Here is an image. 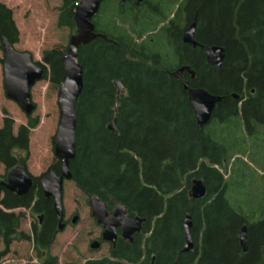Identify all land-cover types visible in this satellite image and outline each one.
<instances>
[{
	"label": "trees",
	"instance_id": "obj_1",
	"mask_svg": "<svg viewBox=\"0 0 264 264\" xmlns=\"http://www.w3.org/2000/svg\"><path fill=\"white\" fill-rule=\"evenodd\" d=\"M76 2L62 0L59 9L58 26L72 33L76 31ZM192 3L189 17L196 13L197 41L226 50L220 68L208 63L200 47L189 51L192 47L181 40L176 45L168 40L170 46L164 52L148 40L144 51L143 44L136 43L126 30L119 32V44L97 38L80 47L84 88L76 107L72 180L88 197L96 195L110 207L126 205L130 215L145 217L149 224L156 219L155 248L161 264H264V173H260L264 172V152L258 154L256 141L264 123V0ZM2 37L14 44L19 40L12 10L0 2ZM66 52L67 48H52L43 53L48 65L44 78L53 85L62 84ZM181 66H190L195 73L194 78L187 74L184 80L190 87H204L225 97L204 127L196 120L184 81L168 73ZM116 80L126 90L118 101ZM244 88L249 96L240 103L242 98L236 100L233 94H242ZM114 120L116 131L109 129ZM4 121L0 163L12 169L27 160L28 155L20 154L28 152L29 133L38 120L30 118L18 135L13 132V120ZM194 178L205 181L207 194L201 199L190 196ZM4 193L0 237L5 250L0 259L9 253L14 239L28 238L18 233L24 213L4 209L30 208L33 201L31 192L26 196ZM33 211L45 213L42 232L35 230L31 240L41 257L55 241L57 217L52 203L43 198ZM187 214L192 216L195 249L182 253ZM244 225L247 252L239 239ZM114 257L121 260L115 264H126L127 257L119 250Z\"/></svg>",
	"mask_w": 264,
	"mask_h": 264
},
{
	"label": "water",
	"instance_id": "obj_2",
	"mask_svg": "<svg viewBox=\"0 0 264 264\" xmlns=\"http://www.w3.org/2000/svg\"><path fill=\"white\" fill-rule=\"evenodd\" d=\"M102 0H77L75 9L76 33L71 35L69 46L63 57L64 77L59 89L58 103L60 107V121L57 134L54 138L55 156L62 161L61 174L48 173L42 180L41 185L47 198L54 199V210L58 215L59 230L64 229L63 218L65 213L63 201L64 180H72L70 163L76 156V128H77V102L84 88V67L79 60V49L87 45L98 36L95 33L93 17L98 12ZM196 20L188 26L183 34L184 42L199 46L196 40ZM1 44L4 52V85L8 98L17 102L28 116L36 109L32 101L31 90L33 86L44 77V67L35 61L33 55L28 51H20L8 38L2 37ZM204 50L209 64L218 68L223 66L226 50L222 46L200 45ZM192 72L186 66L181 71ZM116 84L121 86L119 81ZM184 89L188 92L189 103L194 110L196 120L201 127L206 126L212 120L215 109L224 100V96L211 93L204 87H190L185 82ZM238 98V95H235ZM109 129L116 131L115 121L109 125ZM33 180L22 165L11 169L7 175V181L0 182L1 188L16 192L18 195H27L32 187ZM207 194L205 181L194 178L191 182L190 196L193 199H201ZM91 213L98 222L104 224V237L107 240L116 239V229L123 227V236L131 237L133 232L140 229L142 218L131 219L127 215V207L117 203L112 211L108 210L105 202L93 195L89 199ZM118 218V219H117ZM76 219L74 220V222ZM192 216L187 214L184 229L186 235V246L184 251L194 247L192 235ZM240 244L244 252L249 249L248 228L244 225L239 234ZM98 248V244H93Z\"/></svg>",
	"mask_w": 264,
	"mask_h": 264
},
{
	"label": "rangeland",
	"instance_id": "obj_3",
	"mask_svg": "<svg viewBox=\"0 0 264 264\" xmlns=\"http://www.w3.org/2000/svg\"><path fill=\"white\" fill-rule=\"evenodd\" d=\"M0 2L12 10L19 32V40L15 43L16 49L30 52L34 60L43 67L48 66L43 61L45 50L68 49L70 37L74 33L68 28L58 26L62 0H0ZM3 59L4 52L0 40V128L4 126L5 118H11L14 122L13 132L18 135L20 127L28 125L30 118L38 120L37 126L29 133V150L20 156H29L28 168L32 174L39 176L58 160L55 156L54 138L60 121L58 103L60 86L53 85L49 78L44 77L37 82L31 90L36 109L28 116L17 102L6 95L4 67L1 61ZM257 141L258 154H261L264 152V137ZM244 159L247 160L246 157ZM8 170L0 163V180H5ZM260 173L264 172L260 170ZM254 175L258 177L260 174ZM64 208L68 223L58 233L51 248L52 255L58 258V264H84L88 258L105 257L109 252L107 247L101 250L90 248V243L98 238L101 232L100 227L92 216L88 196L72 180H66L64 184ZM24 210H16L17 213L26 214L20 230L31 234V226L37 221V217L31 215L29 210ZM75 214L79 217L76 223H72ZM4 250L5 246L0 238V252ZM35 259L33 243L16 240L0 264H35Z\"/></svg>",
	"mask_w": 264,
	"mask_h": 264
},
{
	"label": "flooded vegetation",
	"instance_id": "obj_4",
	"mask_svg": "<svg viewBox=\"0 0 264 264\" xmlns=\"http://www.w3.org/2000/svg\"><path fill=\"white\" fill-rule=\"evenodd\" d=\"M193 3L192 0H102L98 12L95 14L93 17V23L95 24V33L98 35L96 39L100 38L105 42H110L113 45L119 44L118 39L121 37L118 36L119 32L122 30H126L129 32L133 37L134 41L139 44H143V49L145 51V43L150 40L151 42L158 43V46L161 50V52L166 51L168 49L165 46H170L169 41H172L174 45L178 41L181 40V42L184 45H190L192 48L188 49L189 51H194L195 48L200 47V45H205L201 44L199 46H194L191 43H186L184 42V31L185 29L190 26L193 21L196 20V13L193 15V17L190 19V15L193 13ZM109 31H112L109 34ZM196 31H197V26H196ZM76 33V31H75ZM166 36V37H165ZM196 38V34H195ZM95 39V40H96ZM159 40H161L163 44L159 43ZM169 40V41H168ZM197 40V38H196ZM94 41V40H93ZM121 42V41H120ZM88 45V44H87ZM85 46V45H84ZM210 46V45H209ZM156 47V46H155ZM158 49V47H156ZM162 48V49H161ZM202 49V48H201ZM203 50V49H202ZM204 52V50H203ZM205 54V53H204ZM191 55V53H190ZM149 55H146L145 57L147 58ZM151 57V56H150ZM206 57V55H205ZM153 58V54L152 57ZM207 60V58H206ZM154 61V60H152ZM186 66H181V67H175L173 70H169L168 73L177 78L180 81H184L185 78L187 77V74H190L191 78L195 77V73L193 72V69L191 68L192 72H188L187 70L181 71V69ZM163 71V70H161ZM116 81H119L121 86L116 84ZM114 81V85L118 88L117 89V97L116 100L120 98V96L123 94H126V90L124 85L120 80ZM186 81H184L185 84ZM251 94H256V90L253 89ZM235 95H238V98L235 97ZM248 93L246 89L244 88L242 90V94H237L234 93L233 97L236 100H242L244 101L248 97ZM115 125H116V120ZM113 121V122H114ZM256 136V141L260 140L261 138L264 137V123H261L260 127L258 128ZM258 142V141H257ZM58 159V158H57ZM28 160L24 163H19L17 165H22L25 169L26 172L31 176L33 183L32 187L29 191L32 193L33 196V201L31 204L30 208L26 207H18L14 209H4L6 212H16V210H24V211H30L31 215L34 217H37V221L33 223L31 226V234L26 233L23 230L18 229V233H24L25 235L28 236L27 239H21L22 241H31L32 238L34 237L35 230L38 232H42L44 224H45V213L44 212H36L34 213L33 208L36 207L38 201L43 198L44 200L49 201L52 203L53 209H54V199L52 197L47 198L45 195V192L42 188L41 182L43 178L51 172H54L58 176L61 174V166H62V161L60 159L57 160L56 163L48 167V170L43 172L41 175L36 176L30 172L28 168ZM8 170V169H7ZM10 170V169H9ZM8 170V171H9ZM5 180H0L2 181H7V174L5 175ZM63 183V201H64V184ZM73 181V180H72ZM4 190L5 188H1L0 190V196L2 195V198L4 197ZM9 191V190H7ZM12 192V191H11ZM18 195L16 192H12ZM27 194V195H28ZM20 196V195H19ZM26 196V195H23ZM89 198V197H88ZM101 200V199H100ZM102 201V200H101ZM104 202V201H102ZM108 206V210L112 211L115 207L114 206L110 207L107 202H105ZM42 205L40 204V207ZM126 206V205H125ZM1 207V206H0ZM127 207V206H126ZM55 212V210H54ZM20 213V212H19ZM24 213V212H23ZM56 214V212H55ZM127 215L131 219H135L136 217L142 218L143 221L140 225V229L133 232L131 237H124L123 236V227L119 226L116 229V239L115 240H107L104 237V232H105V226L104 224H101L98 222L97 218L94 217L97 225L100 227V233L98 238L94 239L90 243V248L92 250H101L105 247L108 248L109 252L105 255L103 258H88L86 259L84 264H115L119 260L117 257H114V253L119 250V252H122V254L125 255V262L126 264H161L158 255H157V250L158 248H155V222L156 219L152 220L149 224L148 219L145 217H141L139 215L132 216L128 213L127 209ZM26 216L24 213V216L21 219V224L23 218ZM57 217V229L59 230L60 226V221L58 218V215L56 214ZM78 215H74L72 219V223H76L78 220ZM76 221L74 222V220ZM118 219V218H117ZM68 221L66 220V212L64 213V218H63V224L64 228L67 226ZM21 227V225H20ZM61 230L58 231V233ZM241 231V230H240ZM57 233V235H58ZM240 234V233H239ZM56 235V237H57ZM55 237V241H56ZM2 239V243L4 244V239L3 237H0ZM193 238V237H192ZM186 239V235H185ZM16 240L20 239H14L12 243ZM54 241V243H55ZM33 243V241H31ZM194 242V247L188 251H184V248L186 246V243L182 249V253H186L189 251H193L195 249V241ZM53 243V245H54ZM97 243L98 248H94L93 244ZM12 245V244H11ZM10 245V248H11ZM52 245V246H53ZM5 246V244H4ZM51 246V248H52ZM241 246V244H240ZM34 248V245H33ZM51 248L50 250H44L41 254V257L38 256V252H36L35 248V255H36V263L35 264H49L50 262L54 261L58 264V258L56 256H53L51 253ZM242 248V247H241ZM118 249V250H117ZM10 250V249H9ZM243 250V249H242ZM8 254V253H7ZM6 254V255H7ZM5 256V255H4ZM2 256L0 259V263L2 262ZM173 264H177L176 261H174Z\"/></svg>",
	"mask_w": 264,
	"mask_h": 264
},
{
	"label": "bare ground",
	"instance_id": "obj_5",
	"mask_svg": "<svg viewBox=\"0 0 264 264\" xmlns=\"http://www.w3.org/2000/svg\"><path fill=\"white\" fill-rule=\"evenodd\" d=\"M243 228V227H242Z\"/></svg>",
	"mask_w": 264,
	"mask_h": 264
}]
</instances>
